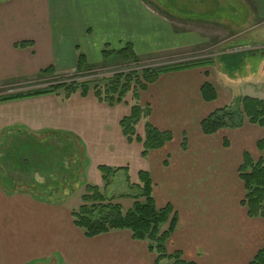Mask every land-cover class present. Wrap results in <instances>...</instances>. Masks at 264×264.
<instances>
[{
  "label": "crops",
  "instance_id": "obj_1",
  "mask_svg": "<svg viewBox=\"0 0 264 264\" xmlns=\"http://www.w3.org/2000/svg\"><path fill=\"white\" fill-rule=\"evenodd\" d=\"M169 2L177 8L161 2L158 12L152 0H0V89L35 80L49 67L73 73L80 55L89 66H101L104 45L115 46L117 55L126 49L145 60L198 51L208 44L205 26L227 21L232 11L251 20L254 36L264 35V0ZM24 42L30 45L16 47ZM211 76L209 66L169 72L141 92L138 103L149 106L150 115L137 134L144 136L145 122L172 134L146 157L142 145L128 143L120 130L130 105L108 106L91 92L65 101L45 95L0 103V137L74 139L82 149L84 178L97 187L103 185L99 166L127 169L135 185L138 173L147 172L156 207L170 206L177 217L168 253L180 252L194 264H249L263 247L264 221L249 218L241 205L245 192L238 170L244 153L264 163V149H257L264 129L246 123L205 136L200 122L234 99L264 100V69L248 76L237 96ZM206 83L216 92L214 101L202 96ZM119 202L125 210L133 204L129 198ZM79 204L71 198H30L0 184V264H154L147 243L134 241L127 231L87 239L71 219Z\"/></svg>",
  "mask_w": 264,
  "mask_h": 264
},
{
  "label": "trees",
  "instance_id": "obj_2",
  "mask_svg": "<svg viewBox=\"0 0 264 264\" xmlns=\"http://www.w3.org/2000/svg\"><path fill=\"white\" fill-rule=\"evenodd\" d=\"M28 45L30 43L24 42L16 45V47H26ZM124 52L128 53V56L124 57L125 60L132 57L135 58L132 52L126 49L118 52V56L120 55L121 57ZM234 63H236L235 60ZM204 64V62L200 61L190 62L181 66L144 69L141 71V76H138L137 72L117 73L104 77L102 79L103 85L96 84L90 89L88 82L79 81L75 77L83 71H92L91 68H93L80 55L75 71L76 75L72 78L25 92L1 95L0 103L45 95L60 96L65 101L77 93L85 97L92 90L95 99L99 103L115 106L124 103L127 93L132 91L130 113L120 121L119 126L123 137L128 143L136 142L142 145V156L146 157L149 152L162 149L169 143L172 140V134L159 131L149 122L144 124V136L140 137L137 134L138 125L150 115L149 106L143 107L138 103L141 92L145 91L148 85L154 84L162 74L202 67L205 66ZM59 75L56 70L49 67L41 70L36 79L54 78ZM201 93L206 101L211 102L216 99L214 88L207 83L202 86ZM231 104L215 109L201 120L200 130L203 135L212 136L224 129L237 130L246 123L264 129V100L245 96L238 98ZM49 135L51 138L56 139L55 143L50 142L51 139L49 142L43 141L42 138L37 136H29L25 140L15 137L9 146L11 148L10 151L6 153L2 161L8 162L10 160L13 169L24 172H28L31 167H34V169H36L35 167H42L44 171L47 169L48 172L40 170L42 176L62 172L61 170L64 169L63 161L71 154L70 151L73 149V145L59 148L62 138L63 140H69L68 136L60 134ZM257 149L260 151L264 149V137L258 141ZM28 157H34L33 162H30ZM27 163V168L22 169L21 164L24 166ZM98 171L101 174L104 189L100 190L97 186L90 184L85 185L80 204L71 212V219L75 228L82 231L87 239L112 232L127 231L134 241L147 243L148 251L155 258L154 264H194L184 260L180 252L171 254L167 252L166 243L173 234L177 217L170 206L161 209L156 207L152 196L153 184L147 172L140 171L138 173V184L135 185L131 184L127 169H112L107 166H99ZM120 171L125 172V181L129 192L128 194L120 195L119 198L133 200L132 206L127 210L120 205L119 200L116 203L114 197L108 198L104 193L111 184L113 177ZM238 173L245 192L241 205L246 209L249 218H261L264 221L263 161L254 162L250 156L244 153ZM35 197L40 198L38 196ZM249 264H264V237L262 249Z\"/></svg>",
  "mask_w": 264,
  "mask_h": 264
},
{
  "label": "rangeland",
  "instance_id": "obj_3",
  "mask_svg": "<svg viewBox=\"0 0 264 264\" xmlns=\"http://www.w3.org/2000/svg\"><path fill=\"white\" fill-rule=\"evenodd\" d=\"M152 1L155 2L154 4L156 5L158 12H160L159 3L161 2L167 7L170 5V9L177 8L175 3L171 4L169 0ZM162 9V12H166L163 7ZM252 26L253 23L251 20L245 19L241 15L232 11L228 15L227 21L207 24L205 26L206 29L202 28L204 30V35H206V39H208V44L201 46L200 50L174 52L172 54L161 55L147 60L139 59L136 56V59L132 57L131 59L125 60L124 57L128 56L127 52L121 54L120 57V55H117V52H114L116 49L114 48L115 46L104 45L100 54L103 58L104 64L101 66H94L91 68L92 71H83L75 77L79 79V81L88 82L89 88L92 89L96 84L103 85L102 79L113 74L137 72L138 76H141V71L144 69H157L176 65L181 66L189 64L190 62L202 61L205 63V66H209L212 73L211 78L213 80H216L218 77L220 82H222L221 84H224L223 86L226 90L227 88H230L235 95H240L243 88L247 87V83H245L244 80L248 81V76L253 77L257 72L260 73V71L264 69V55H262L264 53V35H262L261 38H258V34L254 36V32L251 29ZM234 60L236 63L233 64ZM74 75H76V72L60 74L58 77L54 78L41 80L35 79L22 85L13 86L8 89H0V92H2L0 93V96L9 93L25 92L37 87L56 84L65 79L68 80ZM230 79L233 81L232 83H229ZM261 79L264 80V77H261ZM226 85L230 86L227 87ZM257 86V83L252 85L255 90L259 89ZM260 89H264V86L262 85ZM90 92L92 93V90H90ZM132 95V91L127 93L124 100V103L128 106L132 104ZM247 97L253 98V96L249 95ZM235 100L237 99L232 100L231 103ZM15 135V133L4 135L3 138L5 140L0 137V184L3 188L8 192L17 191L24 193L25 196L30 198H37L35 196H38L42 199H51L54 202L71 198V202L77 200L79 204L86 183L90 184L92 182V178L89 182L84 178L85 163L80 145L72 138H69V140H63L62 138L61 143H59L61 145L59 148L66 145H73V149L70 151L71 154L63 161L64 169L58 174L50 173L51 175L47 174L42 176L40 174V170L44 171L42 167H35L36 169L31 167L28 172H24L13 169L10 160H8V162L2 161L6 153L11 149L9 146L12 144L13 139H15ZM25 139L26 138H23L22 140ZM46 140L49 142L48 138L45 139V141ZM50 142L55 143L56 139L51 138ZM28 159L30 162H33L34 157H28ZM27 166L28 163L24 166L21 164L22 169H26ZM44 172H48V170L46 169ZM98 188L100 190L104 189L103 185L98 186ZM127 192H129V189L123 172L117 173L113 177L107 190L104 191L108 198L114 197L116 203H118L117 200H120L119 195L123 193L126 194ZM121 204L124 205L125 203Z\"/></svg>",
  "mask_w": 264,
  "mask_h": 264
},
{
  "label": "water",
  "instance_id": "obj_4",
  "mask_svg": "<svg viewBox=\"0 0 264 264\" xmlns=\"http://www.w3.org/2000/svg\"><path fill=\"white\" fill-rule=\"evenodd\" d=\"M263 55V54H262Z\"/></svg>",
  "mask_w": 264,
  "mask_h": 264
}]
</instances>
